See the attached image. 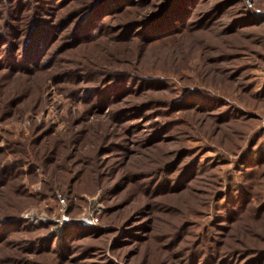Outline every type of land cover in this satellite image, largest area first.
Segmentation results:
<instances>
[{
  "label": "rangeland",
  "instance_id": "374dc122",
  "mask_svg": "<svg viewBox=\"0 0 264 264\" xmlns=\"http://www.w3.org/2000/svg\"><path fill=\"white\" fill-rule=\"evenodd\" d=\"M0 264H264V0H0Z\"/></svg>",
  "mask_w": 264,
  "mask_h": 264
}]
</instances>
